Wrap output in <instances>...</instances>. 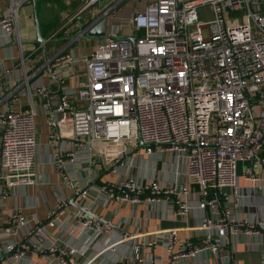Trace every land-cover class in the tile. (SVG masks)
<instances>
[{
	"label": "built area",
	"instance_id": "built-area-1",
	"mask_svg": "<svg viewBox=\"0 0 264 264\" xmlns=\"http://www.w3.org/2000/svg\"><path fill=\"white\" fill-rule=\"evenodd\" d=\"M99 1L85 0L83 9ZM23 2L10 0L0 14V29L18 51L15 66L0 64L1 198L15 186L34 183L35 118L41 113L48 142L60 138L72 149L66 160L54 154L63 169L74 162L87 173L95 165H107L115 173L139 156L151 155H170L182 164L171 182L125 174L99 185L79 184L80 210L71 231L86 235V248L101 245L100 254L128 240L133 260L152 264L157 258L141 256V248L162 246L175 264L181 257L201 254L227 260L228 245L236 236L264 238V155L259 154L264 152V0H152L112 25L88 55L76 56L64 46L31 71L18 33ZM126 26L135 35L133 42L122 33ZM73 65L83 66V72L73 71ZM41 71L57 83L56 92L44 85L37 75ZM71 73L75 79L69 86L65 79ZM22 98L26 108L20 105ZM240 160L250 164L238 176ZM240 177L250 185H241ZM98 198L132 204L166 201L170 214L184 222L103 243L114 224L84 206ZM192 202L201 211L195 224L187 220ZM61 212L58 203L47 214L46 226L65 230L66 224L58 221ZM32 219L16 210L4 220L0 257L13 250L19 228L27 226L29 237L46 233L30 226ZM180 229L195 231L198 241L186 233L178 251ZM29 237V248L58 264H77L74 257L86 252ZM22 255L17 249L0 264ZM78 264H91V258Z\"/></svg>",
	"mask_w": 264,
	"mask_h": 264
},
{
	"label": "crops",
	"instance_id": "crops-1",
	"mask_svg": "<svg viewBox=\"0 0 264 264\" xmlns=\"http://www.w3.org/2000/svg\"><path fill=\"white\" fill-rule=\"evenodd\" d=\"M150 1L152 0H100L94 6L83 9L85 0H35V2L24 0L18 13V33L23 43L24 54H29V71L34 67H39L44 62L45 56H52L64 46H67L65 51L70 50L76 56L88 55L100 42L97 38L82 36L89 22L105 16L108 22L105 33L107 35L112 25L126 20L135 11L143 9ZM9 3L10 0H0V14ZM109 7L110 9L103 15V11ZM35 17L38 20L40 34L45 39L44 43L33 42L36 39ZM122 33L132 36L128 26ZM8 40L13 39L0 29V64L15 66L18 63L17 47ZM72 70L82 73L83 66L73 65ZM37 75H41L44 85L57 91V83L46 73L41 71ZM71 75L73 74L71 73L65 79V83L69 86L74 84L75 79ZM20 105L26 108L25 98H22ZM35 121L37 149L33 166L34 183L27 186H15L4 195V198L0 197V225L12 212L18 210L21 214L34 218L30 226H40L45 229L46 233L29 237L26 234L27 226L19 228L17 236H13L14 248L23 252V255L14 261L8 260L7 264H58L53 257H47L29 248L28 237L30 241L34 239L41 244L55 241L67 244L66 246H73L78 251L86 250L83 255L78 254L74 257L77 264L87 258H91V264H140L133 260L132 243L128 240L118 243L115 251L105 250L98 254L101 245H92L93 250L86 248L83 241L86 235L78 234L79 230L71 231L75 220L74 215L80 210L77 206L79 198L75 191L76 187L79 184L99 185L103 181H116L125 174H131L143 180L158 179L161 182H171L175 179V172L182 169V164L170 155H163L162 158L151 155L149 157L139 156L138 161L132 166L120 168L115 173L111 172L107 165H95L94 169L87 173L74 162L64 166L63 169L56 162L54 154L65 160L69 159L71 157L69 153L72 151L70 145L60 138L54 143L48 142L47 124L43 114L38 113ZM67 175L70 181L66 180ZM239 183L250 185L241 177ZM195 189L197 188L192 185V191ZM193 199H196L195 193L192 195ZM58 203L62 204V212L58 215V221L66 224L65 230L59 226L51 228L46 226L47 214ZM88 205L97 216L110 220L115 226V230L109 234V237L107 235L103 237V243L116 239L122 234H133L140 230L152 232L180 227L184 222L170 214L171 204L166 201L132 204L115 200L104 202L103 198H98V202L94 204H84V206ZM200 213L196 204L192 202V210L187 218L189 223L195 224ZM186 233L189 234L191 241L194 243L198 241L194 235L195 231L185 232L180 229V241L176 250L183 249ZM228 246L229 258L227 260L212 254H201L196 258L181 257L175 264H263L264 238L245 239L242 235H238L230 241ZM140 255L157 258L152 264H171L169 253L162 246H157L154 250L142 247Z\"/></svg>",
	"mask_w": 264,
	"mask_h": 264
},
{
	"label": "water",
	"instance_id": "water-1",
	"mask_svg": "<svg viewBox=\"0 0 264 264\" xmlns=\"http://www.w3.org/2000/svg\"><path fill=\"white\" fill-rule=\"evenodd\" d=\"M32 1L35 2V0H32ZM35 22H36V39L33 42L44 43L45 39L40 34L39 24H38V20L36 17H35ZM107 23H108L107 18L105 16L95 18L94 20H92L86 25L82 36L84 38H87V37L97 38L98 40H102L106 38L107 35L105 33H106ZM128 39L133 42L135 40V35L132 34V36H128ZM139 145L143 146L141 142L139 143ZM16 251H17V248L15 247L13 248V250L5 254H2L0 257V263L5 257L11 255L12 253Z\"/></svg>",
	"mask_w": 264,
	"mask_h": 264
},
{
	"label": "rangeland",
	"instance_id": "rangeland-1",
	"mask_svg": "<svg viewBox=\"0 0 264 264\" xmlns=\"http://www.w3.org/2000/svg\"><path fill=\"white\" fill-rule=\"evenodd\" d=\"M137 146V145H136ZM136 146H134L133 148H136ZM250 164V161L249 160H240L237 162V165H236V174L239 176L241 175L242 173V170L244 168H246L248 165Z\"/></svg>",
	"mask_w": 264,
	"mask_h": 264
},
{
	"label": "trees",
	"instance_id": "trees-1",
	"mask_svg": "<svg viewBox=\"0 0 264 264\" xmlns=\"http://www.w3.org/2000/svg\"><path fill=\"white\" fill-rule=\"evenodd\" d=\"M261 154L264 155V152H262Z\"/></svg>",
	"mask_w": 264,
	"mask_h": 264
},
{
	"label": "bare ground",
	"instance_id": "bare-ground-1",
	"mask_svg": "<svg viewBox=\"0 0 264 264\" xmlns=\"http://www.w3.org/2000/svg\"><path fill=\"white\" fill-rule=\"evenodd\" d=\"M261 153H262V151L259 154H261Z\"/></svg>",
	"mask_w": 264,
	"mask_h": 264
}]
</instances>
